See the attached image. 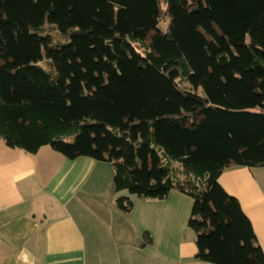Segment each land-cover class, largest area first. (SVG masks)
Returning a JSON list of instances; mask_svg holds the SVG:
<instances>
[{
	"label": "trees",
	"instance_id": "obj_1",
	"mask_svg": "<svg viewBox=\"0 0 264 264\" xmlns=\"http://www.w3.org/2000/svg\"><path fill=\"white\" fill-rule=\"evenodd\" d=\"M0 138L111 162L116 193L176 189L194 200L197 258L264 264L218 181L264 166V0H0Z\"/></svg>",
	"mask_w": 264,
	"mask_h": 264
},
{
	"label": "crops",
	"instance_id": "obj_2",
	"mask_svg": "<svg viewBox=\"0 0 264 264\" xmlns=\"http://www.w3.org/2000/svg\"><path fill=\"white\" fill-rule=\"evenodd\" d=\"M114 172L111 162L70 159L49 145L30 154L0 138V264H216L196 257L191 197L116 193ZM218 181L240 201L264 252V166L229 168ZM120 194L132 197V211L116 207Z\"/></svg>",
	"mask_w": 264,
	"mask_h": 264
},
{
	"label": "rangeland",
	"instance_id": "obj_3",
	"mask_svg": "<svg viewBox=\"0 0 264 264\" xmlns=\"http://www.w3.org/2000/svg\"><path fill=\"white\" fill-rule=\"evenodd\" d=\"M44 33L45 34H49L50 35V37H51V40L52 41H54V42H56V41H58L59 40V38H60V32L57 30V29H55L54 27H53V25L52 24H45V27H44ZM138 45H140V44H138ZM45 65V64H44ZM179 80V82L181 83V85H183V87H185V88H190V85L191 84H189L188 82H187V80H185L184 78H179L178 79ZM191 89H193V88H191ZM197 91H198V93H200V94H204V91H203V88L200 86L198 89H197ZM178 163V162H177ZM41 190V187L40 186H38L37 188H36V191H40ZM120 196H122L121 194L119 195V197Z\"/></svg>",
	"mask_w": 264,
	"mask_h": 264
}]
</instances>
